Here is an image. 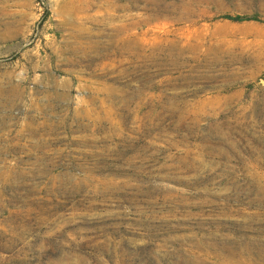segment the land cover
Instances as JSON below:
<instances>
[{"label":"rangeland","instance_id":"obj_1","mask_svg":"<svg viewBox=\"0 0 264 264\" xmlns=\"http://www.w3.org/2000/svg\"><path fill=\"white\" fill-rule=\"evenodd\" d=\"M0 264H264V0H0Z\"/></svg>","mask_w":264,"mask_h":264}]
</instances>
